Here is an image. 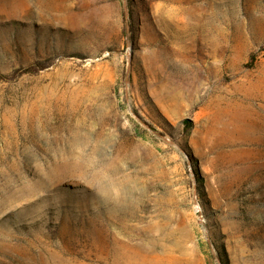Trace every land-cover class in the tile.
Wrapping results in <instances>:
<instances>
[{
	"label": "rangeland",
	"instance_id": "374dc122",
	"mask_svg": "<svg viewBox=\"0 0 264 264\" xmlns=\"http://www.w3.org/2000/svg\"><path fill=\"white\" fill-rule=\"evenodd\" d=\"M124 250L264 264V0H0V264Z\"/></svg>",
	"mask_w": 264,
	"mask_h": 264
},
{
	"label": "bare ground",
	"instance_id": "6f19581e",
	"mask_svg": "<svg viewBox=\"0 0 264 264\" xmlns=\"http://www.w3.org/2000/svg\"><path fill=\"white\" fill-rule=\"evenodd\" d=\"M118 241V240H117ZM140 243V242H139ZM142 244V243H141ZM119 246V245H117ZM143 246V245H142ZM144 247V246H143ZM125 249V248H124ZM113 250V249H112ZM146 250V248H145ZM116 251V250H115ZM121 251V250H120ZM125 251V250H124ZM146 252V251H145ZM156 254V253H155ZM116 258L117 261H123L125 262L126 264H155V263H158V262H152L150 260H147L146 258H140L138 259V255L136 254H131V253H128L127 251L125 252H115L113 254ZM111 254V256H113ZM142 256V255H141ZM106 257V256H105ZM143 257V256H142ZM112 262V261H111Z\"/></svg>",
	"mask_w": 264,
	"mask_h": 264
}]
</instances>
